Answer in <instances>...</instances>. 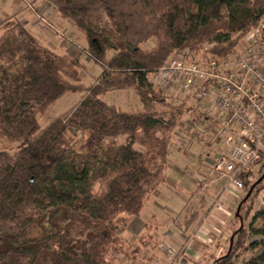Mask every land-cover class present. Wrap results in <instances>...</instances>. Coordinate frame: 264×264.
<instances>
[{"label": "trees", "instance_id": "obj_1", "mask_svg": "<svg viewBox=\"0 0 264 264\" xmlns=\"http://www.w3.org/2000/svg\"><path fill=\"white\" fill-rule=\"evenodd\" d=\"M47 1L74 25L82 36L76 40L84 39L103 73L86 88L79 59L43 46L17 19L4 23L0 264L135 259L151 241L127 247L122 233L166 182L175 134L195 115L188 98L172 103L153 77L171 57L211 65L235 55L264 18V0ZM151 40L155 45L144 49ZM119 91L135 93L143 110L129 114L102 99ZM82 92L75 106L52 118L63 97ZM253 175H241L249 191ZM249 216L235 215L241 225ZM253 221L264 227V210ZM252 230L239 227L214 264H264V241L246 245Z\"/></svg>", "mask_w": 264, "mask_h": 264}, {"label": "built area", "instance_id": "obj_2", "mask_svg": "<svg viewBox=\"0 0 264 264\" xmlns=\"http://www.w3.org/2000/svg\"><path fill=\"white\" fill-rule=\"evenodd\" d=\"M25 4L40 24L68 38L33 3ZM153 79L172 103L184 94L191 98L195 115L180 123V131L223 141L227 151L217 154L214 171L225 179V188L245 190L241 175L259 171L264 159V18L232 57L211 65L171 57ZM179 142L187 151L189 143L184 138ZM215 208L223 211L219 205Z\"/></svg>", "mask_w": 264, "mask_h": 264}, {"label": "crops", "instance_id": "obj_3", "mask_svg": "<svg viewBox=\"0 0 264 264\" xmlns=\"http://www.w3.org/2000/svg\"><path fill=\"white\" fill-rule=\"evenodd\" d=\"M29 1L33 3L39 14L48 19V21L51 20V23L54 22V25L60 28V30L71 33L73 39L79 38V35H77L79 32L74 25L64 20L56 8L47 0ZM25 7L27 6L23 0H0V38L5 31L4 23L9 19H17L28 28L40 44L60 54H64L61 42L48 34V28L37 21L36 14L32 13L29 9H27L30 12L29 15L26 14L24 11ZM78 43L81 44L80 41ZM84 49L82 47V50ZM67 50V53L76 51L72 46H68ZM67 53L66 55H69ZM183 98L184 100L188 98L190 103L193 104L188 95L184 94ZM182 132L185 131L175 134V143H179L180 139H183L180 134L189 135L191 138V134ZM197 139L203 140V144L207 145V147L215 148L214 156L210 157L208 155L207 157L210 167L205 164H202L201 167V176H208L202 173L203 170H208L209 168L214 170L217 154L219 151L225 153L227 148L223 141L214 137ZM193 143L191 140L188 149ZM187 154H189V151L185 152L186 157H189L190 154ZM168 167L169 164L166 167V171ZM187 169L185 166L182 169H177L181 174L178 180H170L166 173V182L145 204L140 215L130 220L127 229L123 231L121 236L126 241L127 247H132L136 244L143 245L149 240L151 244L143 246L135 259L130 258L128 254L118 256L115 264H214L228 249L232 234L231 218L226 213L219 212L215 207L209 209V201L204 197L203 203H200V198H198V201L196 199L203 185V190L211 193L212 185L215 183L214 179H210V177L206 178L205 184L200 185L198 179L196 181L192 179L196 174L189 177ZM215 174L218 175L217 173ZM190 192H192V195L190 194V196L186 197ZM216 194L217 203L221 202L228 210L231 208V205L236 203L226 194L225 189L224 192L218 190ZM226 199L228 200L226 201ZM194 200L196 201L195 210L188 211L190 210L188 209V203ZM167 211L177 214L176 217H172V220L169 221L163 220V222H160V214ZM162 240H167L168 244L174 246L178 251L171 250L167 252V250L160 249L159 244Z\"/></svg>", "mask_w": 264, "mask_h": 264}, {"label": "rangeland", "instance_id": "obj_4", "mask_svg": "<svg viewBox=\"0 0 264 264\" xmlns=\"http://www.w3.org/2000/svg\"><path fill=\"white\" fill-rule=\"evenodd\" d=\"M23 2H25V0H23ZM27 9L28 8L25 7L24 11L26 14L29 15L30 12ZM53 24H54V22H53ZM47 30H48V34L50 36H52L55 39H58L61 42L62 48L64 50V54H66L68 52V50H67L68 46H72L76 49V51L74 50L73 53L70 52L71 54L70 53H67V54H69V56H72V58L79 59L80 63L83 65V70L80 73L81 77H82V84L86 88H89L92 85H94L96 83L97 79L102 75L103 68L99 64H97L92 58H90V56L84 50H82V47L85 48L84 39L81 38V40H79L81 42V44H80V43H78V41L75 40L76 38L73 39V35L67 31H65L64 34L68 38H64V36H62L61 34L57 33L56 31H54L50 28H48ZM77 35H79V38L82 37L79 33H77ZM50 36H48V37H50ZM154 45H155V41L151 40L146 45L144 44L143 48L149 49V48L153 47ZM83 94L84 93L82 92V93H77V94H70V95L63 97L62 100H60L58 102L55 110L53 111L52 118L62 117L68 110H70L73 106H75L80 101ZM102 99L106 103H108L110 105H115L118 108H120L123 112L129 113V114L137 113V112H140L143 110V106H142L139 98L137 97V95L135 93H133L131 91H119V92L109 93V94L105 95ZM179 100L181 101V99L179 98L177 101H175L173 103L177 104ZM182 100H184V98ZM48 123H49V121H48L47 117H43L40 121V124L43 127L47 126ZM179 132H180V130H179ZM182 133H185V132H182ZM180 135L187 141V143H190L191 140L194 143L190 145V148L187 151H185V152L189 151V154H190L189 157H186L185 152L183 150H181L182 149L181 143L180 142L175 143L176 138H175V141L173 140V144H172L170 151H169V158H168L169 167L166 171L168 178L170 180L180 179L181 174L177 169L178 168L182 169L184 166L188 168L187 172L189 173V177L194 176L196 174V176H194V178H192V179H194L195 181H196V179H198L200 185L205 184L204 181L206 178H209V177H210V179L213 178L215 183H214V185H212L211 193L205 192L203 190V187H204V185H203L202 189H200L199 193L197 194L198 196H196L197 201H198V198H200V203H203L204 202L203 200L207 199V201H209V209L214 208L215 205H219L223 208V211L222 210L221 211L218 210V211L222 212V213L223 212L226 213V215H228L231 218L230 223L232 225V228H231L232 234H231L230 238L234 237V239H235V235L233 236V233L239 227L245 228L246 231L253 228V230L251 231V235L249 236V238L247 240L246 245H249L250 243H252L254 241H262L263 242L264 241V234H256L255 230L258 231L259 229L260 230L264 229V227H261L262 224L260 221L254 222L253 217L257 212L264 210V178H263L264 174L261 173L260 170L259 171L256 170L254 175H253L251 185L253 186L256 183H258V184H257L254 192L252 193V196L250 197V199L248 201H246L245 203H243L241 206V209L239 212L240 215H242L244 217H247V215H250L249 218H247V219L245 218L243 220L242 225H241V223H240L241 221L237 220L235 215L237 213L239 205L242 203V200L245 199V197L247 196L250 187H248L247 189L245 188V190L240 191V192H236L232 187L224 188L226 190V194L229 197H231L233 199V201L236 202L235 204L231 205V208L229 210L221 202L217 203L218 199L216 198L217 197L216 193L218 192V190L219 191L221 190L222 192H224L223 187L226 185L225 179H222L220 176L216 175L215 171L212 170V168H209L208 170H203L202 173L206 174L208 176H201L202 164H205L206 166L210 167V165L207 162V157H208V155H210V157L214 156V149L215 148H210L209 146L207 147V145L203 144L204 143L203 140L201 141L197 138H194V136H192V135H191V138L189 135H185V134H180ZM208 145L212 146L214 144H208ZM189 154H187V155H189ZM188 190H190V189H188ZM190 194L192 195V192L188 193L186 195V197L190 196ZM166 195L168 196L167 192H166ZM171 196H172V194H171ZM227 200L228 199H226V201ZM195 204H196L195 200L193 202H189L188 203V209H190V210H188V211H194L195 210ZM225 204H230V203H225ZM169 215H171V216H169ZM176 215L177 214L169 213L168 211L165 213L162 212V214H160V218H161L160 222H163V220L164 221L165 220H168V221L172 220L171 218L176 217ZM159 247L162 250L163 249L167 250V252H169L171 250L178 251V249H176L174 246L168 244L167 240H164V241L162 240L161 243L159 244ZM225 252H224V254H225ZM258 253H259V250L256 253H249L243 257H240V259H249ZM171 263H172V261H171Z\"/></svg>", "mask_w": 264, "mask_h": 264}, {"label": "water", "instance_id": "obj_5", "mask_svg": "<svg viewBox=\"0 0 264 264\" xmlns=\"http://www.w3.org/2000/svg\"><path fill=\"white\" fill-rule=\"evenodd\" d=\"M263 178H264V175H263ZM262 181V180H261ZM260 181V182H261ZM257 184L258 183H256V184H254L253 185V187L250 189V191L248 192V194H247V196L245 197V199L242 201V203L239 205V207H238V210H237V213H236V216L237 217H239L240 216V209H241V206H242V204L245 202V201H247L250 197H251V195H252V193H253V191H254V189H255V187L257 186ZM233 240H234V237H232L231 239H230V243L232 244L233 243Z\"/></svg>", "mask_w": 264, "mask_h": 264}]
</instances>
